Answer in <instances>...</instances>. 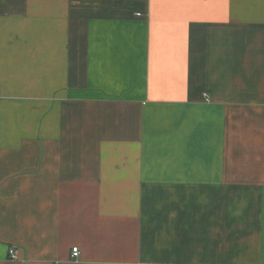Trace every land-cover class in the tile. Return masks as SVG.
<instances>
[{
    "label": "crops",
    "instance_id": "1",
    "mask_svg": "<svg viewBox=\"0 0 264 264\" xmlns=\"http://www.w3.org/2000/svg\"><path fill=\"white\" fill-rule=\"evenodd\" d=\"M0 89V264H264V0H0Z\"/></svg>",
    "mask_w": 264,
    "mask_h": 264
},
{
    "label": "built area",
    "instance_id": "2",
    "mask_svg": "<svg viewBox=\"0 0 264 264\" xmlns=\"http://www.w3.org/2000/svg\"><path fill=\"white\" fill-rule=\"evenodd\" d=\"M1 95H2V91H1V89H0V96H1ZM9 253H10V257H11V258H13V259L18 258V254H17V252H16V250H15L14 247H11V248H10ZM79 256H80V249H79L78 246H75V247L73 248L72 257L77 259Z\"/></svg>",
    "mask_w": 264,
    "mask_h": 264
}]
</instances>
